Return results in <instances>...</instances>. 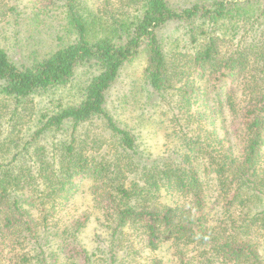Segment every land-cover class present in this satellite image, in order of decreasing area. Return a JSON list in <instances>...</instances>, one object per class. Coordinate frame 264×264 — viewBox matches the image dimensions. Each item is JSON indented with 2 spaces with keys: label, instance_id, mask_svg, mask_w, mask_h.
<instances>
[{
  "label": "trees",
  "instance_id": "16d2710c",
  "mask_svg": "<svg viewBox=\"0 0 264 264\" xmlns=\"http://www.w3.org/2000/svg\"><path fill=\"white\" fill-rule=\"evenodd\" d=\"M35 8L58 9L72 39L18 60L0 46V264H91L80 236L93 219L112 263L138 239L168 248V263L264 264V0ZM140 56V87L111 108ZM81 69L94 71L76 101L51 100ZM158 110L166 149L155 155L142 136ZM84 185L91 206L72 212Z\"/></svg>",
  "mask_w": 264,
  "mask_h": 264
},
{
  "label": "rangeland",
  "instance_id": "374dc122",
  "mask_svg": "<svg viewBox=\"0 0 264 264\" xmlns=\"http://www.w3.org/2000/svg\"><path fill=\"white\" fill-rule=\"evenodd\" d=\"M180 3H187L189 0H171ZM192 1V0H190ZM37 10L35 8V0H0V46L7 50H14L16 59L20 57L23 50V56L26 55L29 58L32 51L33 56L35 54L40 57L45 56L47 53L54 50L55 47H59L60 43L70 42L72 39L65 29V21L63 15L60 14L58 9H55L53 13H47V15H36ZM34 20H33V19ZM61 38V39H59ZM18 60V59H17ZM145 60L142 56L138 57L133 62L129 63L122 72L121 79L113 88L109 101L110 107L113 108L115 102L119 101L121 97L128 91L129 87L132 88V83H137L140 87L142 83V73L144 69ZM92 69H81L77 72L76 78L73 81L71 88L63 91H56L53 93V99L58 100L64 98V103L67 101H76L79 91L84 87V83L93 74ZM142 96L143 92L140 91ZM45 106L49 100L47 98L36 99V103ZM129 112H125L123 118H127L131 122V115ZM166 117V116H165ZM158 118V121H154ZM148 131L145 130L142 136L145 148L149 149L147 152L151 154H161L166 149L165 140L163 139L162 126L159 121L163 119V115L160 110L152 118H148ZM134 122V121H133ZM132 124H135V122ZM29 125V124H28ZM26 124L22 130H27ZM86 186H82V190L78 192L70 204V211L79 213L87 210L91 204L90 199L85 193ZM98 220H92L88 228L82 233L80 239L87 247V250L92 254L91 264H152L155 259L163 260L165 264L172 259V253L168 248H163L156 252H151L148 249H143L137 245L138 239H135V245L133 248L124 247L121 251L117 252L112 258L115 263L111 262V258L108 259V255L105 256L98 249V246H108L109 241L106 242L105 235L100 228ZM107 239V238H106ZM264 242V241H263ZM262 251L264 253V243L262 244ZM60 262L64 261V258L59 257Z\"/></svg>",
  "mask_w": 264,
  "mask_h": 264
}]
</instances>
